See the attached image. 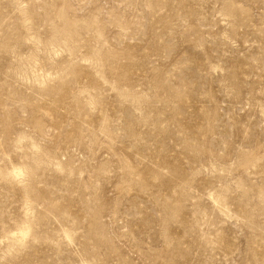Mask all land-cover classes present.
<instances>
[{
    "label": "rangeland",
    "instance_id": "1",
    "mask_svg": "<svg viewBox=\"0 0 264 264\" xmlns=\"http://www.w3.org/2000/svg\"><path fill=\"white\" fill-rule=\"evenodd\" d=\"M0 264H264V0H0Z\"/></svg>",
    "mask_w": 264,
    "mask_h": 264
}]
</instances>
